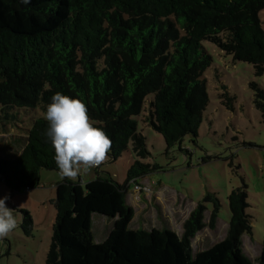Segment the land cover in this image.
Segmentation results:
<instances>
[{"label": "trees", "instance_id": "obj_1", "mask_svg": "<svg viewBox=\"0 0 264 264\" xmlns=\"http://www.w3.org/2000/svg\"><path fill=\"white\" fill-rule=\"evenodd\" d=\"M263 10L264 0H0V113L7 120L0 117V137L13 151L12 158H0V180L16 193L39 188L44 170L59 172L44 117L23 127L25 135L11 136L21 111L46 112L57 92L86 104L112 140L113 162L128 151L138 159L125 184L98 175L57 185L46 264H264V243L256 262L244 251L243 238L253 231L245 183L229 196L226 238L196 254V236L216 228V195L207 198L214 202L209 224L208 208L200 204L181 235L131 230L135 211L128 203L131 183L160 169L140 161L150 152L137 118L147 110L149 126L169 148L197 136L209 104L205 74L213 63L203 43L264 76ZM253 88L264 117V90ZM222 97L232 108L235 99L228 92ZM22 213L29 234L33 222ZM94 215L114 222L103 244L95 242Z\"/></svg>", "mask_w": 264, "mask_h": 264}, {"label": "rangeland", "instance_id": "obj_2", "mask_svg": "<svg viewBox=\"0 0 264 264\" xmlns=\"http://www.w3.org/2000/svg\"><path fill=\"white\" fill-rule=\"evenodd\" d=\"M259 16L264 30V10ZM203 45L213 57V63L205 74L209 104L197 136L189 134L181 143L169 148L164 137L149 126L147 110L143 119L137 118L140 133L146 137L150 152L149 158L140 161L160 168L140 179L138 185L148 184L143 180L153 184L160 190L158 200L167 203L168 210L165 214L157 204V196H154L152 208L142 211V206L148 205L147 200L144 195L140 202L134 199L131 183L128 201L136 215L130 229H168L181 235L184 222L200 204L208 208L206 223L209 224L214 202H207V198L216 195L221 205L216 228L206 227L192 243L195 254L207 250L226 238L231 220L229 196L245 183L248 187L247 213L251 217L253 231L243 238L244 251L256 262L264 243V117L256 106L253 85L264 90V76H257L252 64L235 61L233 56L216 45L209 42ZM226 92L235 99L232 108L222 97ZM150 99L153 100L154 96ZM25 113L21 111L20 128L13 127L11 136L25 135L22 128L31 129L34 121L45 115L40 108L29 110L27 115ZM0 117L6 124L7 120L1 113ZM7 139L0 137V158H12L13 151L6 148ZM136 160L130 151L116 162L108 157L99 169H92L86 177L95 180L100 175L125 184ZM42 175L59 178L61 182L64 180L59 172L44 170L39 188L16 193H12L0 180V197L10 194L7 206L14 209L19 222L8 237L0 240V264H46L57 215L54 205L57 183L54 185L51 177L44 181ZM23 211L30 214L33 222L29 234L24 228ZM113 226L111 219L94 215L92 230L95 242L103 244Z\"/></svg>", "mask_w": 264, "mask_h": 264}, {"label": "clouds", "instance_id": "obj_3", "mask_svg": "<svg viewBox=\"0 0 264 264\" xmlns=\"http://www.w3.org/2000/svg\"><path fill=\"white\" fill-rule=\"evenodd\" d=\"M44 118L61 179L76 182L107 161L112 140L90 117L82 100L57 92L46 106ZM10 198V194L0 197V240L19 226L14 209L7 206Z\"/></svg>", "mask_w": 264, "mask_h": 264}, {"label": "crops", "instance_id": "obj_4", "mask_svg": "<svg viewBox=\"0 0 264 264\" xmlns=\"http://www.w3.org/2000/svg\"><path fill=\"white\" fill-rule=\"evenodd\" d=\"M100 167H98V168H96V169H99ZM45 176V177H44ZM47 177H51V178H54L53 176H50V175H42V178H43V180L44 181H46V178ZM85 179V180H84ZM84 179H83V177L82 178H79V180L78 181H80V182H82V183H88V182H91V181H93V180H88V179H90L88 176L86 177V176H84ZM144 182H146V183H148V186H149V188L151 189V192L150 193H137V192H135L134 190H133V197H134V199H136V201L137 202H140V200H142V196L144 195L145 196V198H146V200H147V203H148V205H144V206H142V211H147V210H149V209H151L152 208V205H153V202H152V199L154 198V196L156 197L157 196V200L159 199V197H158V193H159V189H157L156 187H154L153 186V184H150V182H148V181H146V180H143ZM45 183H47V182H45ZM53 183H54V185H55V183H57L56 184V186L55 187H57V185L59 184V183H61V181H60V179L59 178H54V180H53ZM133 187H134V185H133ZM134 189V188H133ZM146 194H148V195H146ZM151 194V195H150ZM157 202V201H156ZM128 203L130 204V202L128 201ZM157 204H159L161 207H162V210H163V212L166 214V212H167V210H168V205L166 206V204L167 203H164L163 201H161V200H158V202H157ZM133 208V207H132ZM134 209V208H133ZM141 212V211H140ZM135 215H136V212H135ZM110 232H111V230H110ZM110 232H109V234H110ZM178 234V233H177ZM109 236V235H108ZM107 239V238H106Z\"/></svg>", "mask_w": 264, "mask_h": 264}, {"label": "built area", "instance_id": "obj_5", "mask_svg": "<svg viewBox=\"0 0 264 264\" xmlns=\"http://www.w3.org/2000/svg\"><path fill=\"white\" fill-rule=\"evenodd\" d=\"M134 185V191L137 193H150L151 189L149 188L148 184L143 185H138V183L133 182Z\"/></svg>", "mask_w": 264, "mask_h": 264}]
</instances>
